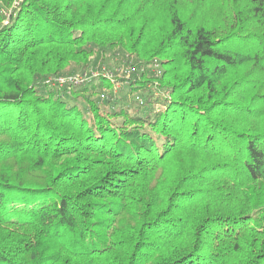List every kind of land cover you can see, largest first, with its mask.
I'll list each match as a JSON object with an SVG mask.
<instances>
[{
    "label": "trees",
    "instance_id": "16d2710c",
    "mask_svg": "<svg viewBox=\"0 0 264 264\" xmlns=\"http://www.w3.org/2000/svg\"><path fill=\"white\" fill-rule=\"evenodd\" d=\"M0 264H264V0H0Z\"/></svg>",
    "mask_w": 264,
    "mask_h": 264
},
{
    "label": "rangeland",
    "instance_id": "374dc122",
    "mask_svg": "<svg viewBox=\"0 0 264 264\" xmlns=\"http://www.w3.org/2000/svg\"><path fill=\"white\" fill-rule=\"evenodd\" d=\"M134 59L135 58H129L127 53H125V51L121 48H107L104 51L103 49H97L91 57L90 65L86 69L70 67L67 71L57 75V77L61 75L85 72L87 69L94 70L99 72V75H103L104 77L108 78L112 85L111 88H104L102 92H107V94L110 92L114 94L118 100H122L125 97L128 98L126 91L128 76L132 75L133 72L138 69V62ZM134 67L136 68L133 69ZM159 68V63H155L152 70L157 71Z\"/></svg>",
    "mask_w": 264,
    "mask_h": 264
},
{
    "label": "built area",
    "instance_id": "2783aa9c",
    "mask_svg": "<svg viewBox=\"0 0 264 264\" xmlns=\"http://www.w3.org/2000/svg\"><path fill=\"white\" fill-rule=\"evenodd\" d=\"M135 68L136 67H134L133 69ZM98 75H99V72L87 69L85 72H81L77 74L61 75L56 78V81L61 86L68 85V84L81 85L84 83H88L92 81L93 79H96Z\"/></svg>",
    "mask_w": 264,
    "mask_h": 264
}]
</instances>
